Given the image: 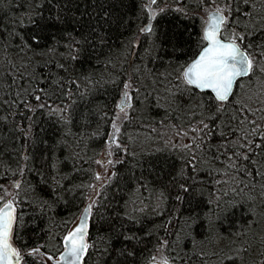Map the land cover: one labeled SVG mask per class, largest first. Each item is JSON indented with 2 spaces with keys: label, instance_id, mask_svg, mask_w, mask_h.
<instances>
[{
  "label": "trees",
  "instance_id": "16d2710c",
  "mask_svg": "<svg viewBox=\"0 0 264 264\" xmlns=\"http://www.w3.org/2000/svg\"><path fill=\"white\" fill-rule=\"evenodd\" d=\"M166 1L0 0V207L12 195L21 264L60 254L111 148L84 264H264V107L242 98L264 81V0ZM217 7L260 67L224 103L181 76ZM172 125L203 126L202 150L158 147Z\"/></svg>",
  "mask_w": 264,
  "mask_h": 264
},
{
  "label": "snow or ice",
  "instance_id": "6c2138e0",
  "mask_svg": "<svg viewBox=\"0 0 264 264\" xmlns=\"http://www.w3.org/2000/svg\"><path fill=\"white\" fill-rule=\"evenodd\" d=\"M151 2L155 3L156 0H151ZM212 2L215 3L216 0H212ZM223 13L224 9L217 7L215 13L209 16L203 35L204 41L207 42L206 46L183 72L186 84L201 91L210 90L215 95V99L221 103L229 100L240 78L253 74L257 68V62L252 55L247 49L241 47L244 40L243 35L236 36L233 34L231 39L228 37L221 39L222 28L230 19ZM146 30L150 31L151 27L149 26ZM237 40L241 43H237ZM126 98L130 99L127 94ZM121 111H123V108H121ZM259 146L257 145V147ZM247 158V156H244V159ZM90 211V207L85 210V217L80 226L65 237V245L69 250L62 259L66 261V264H77L87 249V245L84 243V235ZM12 226V205L7 204L4 209H0V264H5L13 256L19 258V253L10 243Z\"/></svg>",
  "mask_w": 264,
  "mask_h": 264
},
{
  "label": "rangeland",
  "instance_id": "374dc122",
  "mask_svg": "<svg viewBox=\"0 0 264 264\" xmlns=\"http://www.w3.org/2000/svg\"><path fill=\"white\" fill-rule=\"evenodd\" d=\"M147 5H148V3H147ZM171 5H172V3L169 4L167 1L166 2H155L152 4L151 8H153L154 12L156 13L160 10H164L167 7H170ZM211 11H213V10H211ZM208 14L205 17V25L208 22ZM228 17H229V15H228ZM228 22L230 23L229 19H228ZM225 29H226V31L229 30L228 32H232L233 34L236 32L235 30L234 31L231 30V25H229L228 23H226ZM259 68L260 67L258 66L256 68V70L254 71L255 75L258 74ZM183 72H181L182 77H183ZM129 94H127V97H130V99H127L125 96V98L123 100V97H122V99L120 100V103H119L120 106L122 104H124L123 111H121L120 118H119V121L121 124L123 123V121L128 116V114H126V113L131 111V106L134 102V94H131V95H129ZM242 98H247L250 101L257 103L259 106L264 107V100L262 102L260 101L261 99H264V81L261 82L259 89L257 91H255L254 93L246 92ZM129 119L130 118L126 119L125 123ZM203 129H204L203 126L194 125L190 128L183 127V128L175 130V128L172 125V127H170L169 130H167V132L164 131L163 135H162V131L160 132V138L161 139H160V142L158 143V147L165 148L166 150L179 151L182 154H185L186 156H188V155H190L191 152H197L199 150H202L203 146L202 145L200 146L199 143L197 144V146H195L194 141H195V139H197L198 141L203 140V138H204ZM122 137H124L123 130L120 131L119 133L116 132L114 134H110L109 145H113V144L116 145V143L119 142V140ZM114 151H115V149L114 150L112 148L108 149L106 152H104L100 156V167L97 171L98 185L95 187L94 192L92 193V195L90 196V199L88 201L90 207L92 206L96 197L98 196L100 189L110 180V178L113 175V166H114L115 162L117 161V157L115 156ZM200 163L204 167L210 166L205 161H204V163H202V160ZM191 165H193V163H191ZM11 196L12 195H10L6 201H9L11 199ZM148 203H151L149 211H152V209L153 210L158 209L159 202H158L157 197H153V198L151 197L149 199ZM155 261L167 262V258L165 257V254L163 252H161L156 257ZM47 262H48V264H50V262L48 260H47Z\"/></svg>",
  "mask_w": 264,
  "mask_h": 264
},
{
  "label": "water",
  "instance_id": "95a60500",
  "mask_svg": "<svg viewBox=\"0 0 264 264\" xmlns=\"http://www.w3.org/2000/svg\"><path fill=\"white\" fill-rule=\"evenodd\" d=\"M157 1V0H156ZM153 3L151 2V0H148V8L150 9V7H151V5H152ZM215 11L216 10H213V11H211L209 14H208V19H209V16L211 15V14H213V13H215ZM206 26H207V23H206V25H205V27H204V29H203V34H204V30H205V28H206ZM221 39H223L222 38V35H221ZM206 42V41H205ZM207 43V42H206ZM204 46H206V44L204 45ZM203 49V48H202ZM202 49H201V51H202ZM200 51V52H201ZM200 52L198 53V55L200 54ZM198 55L194 58V59H196L197 57H198ZM193 59V60H194ZM192 60V61H193ZM191 61V62H192ZM190 62V63H191ZM189 63V64H190ZM188 64V65H189ZM187 65V66H188ZM187 66H186V68H187ZM185 68V69H186ZM246 77H248V76H246ZM246 77H242V78H240L238 81H237V83L241 80V79H243V78H246ZM237 86V85H236ZM236 86L234 87V90H233V94H234V92H235V89H236ZM193 87V86H192ZM194 89H196V90H198V91H200V92H209V93H211V91L210 90H204V91H201L200 89H197V88H195V87H193ZM213 96H214V98H215V95L213 94V93H211ZM233 94H232V96H233ZM125 94L123 95V100H124V98H125ZM232 96H230L229 97V99L232 97ZM124 107V104H122L121 106H120V109L121 108H123ZM7 204H11L12 205V216H13V226H12V235H11V239H10V243H11V245H12V247L19 253V258L17 259V257H15V256H13V257H11L10 258V260H8V261H6L5 262V264H21L22 263V261H23V259H24V257L26 256V254L27 253H24V254H20V252H19V250L17 249V247L14 245V243H13V230H14V226H15V217H16V215H15V205L11 202V201H7V202H5L1 207H0V209H4L5 208V205H7ZM90 207V205H89V203L84 207V209L82 210V212H81V214H80V216H79V218H78V220L76 221V223L74 224V226L71 228V230L66 234V236H68L70 233H72V232H74L75 230H76V228L77 227H79L80 226V224H81V221L84 219V217H85V210L86 209H88ZM89 229H90V213H88V218H87V228H86V233H85V235H84V243L87 245V247H88V234H89ZM65 236V237H66ZM65 237H64V239H63V250L60 252V254L57 256V257H52V256H50V255H48V254H43L44 255V257L50 262V264H66V261H64L63 259H62V257H64L66 254H67V252H68V247L65 245ZM40 252V250H32V251H30V253H32V252ZM86 252H87V249H86V251L83 253V255H82V257H81V259L77 262V264H84V258H85V256H86ZM49 257H51V259H49ZM149 264H169V263H167V262H161V261H153V262H151V263H149Z\"/></svg>",
  "mask_w": 264,
  "mask_h": 264
}]
</instances>
